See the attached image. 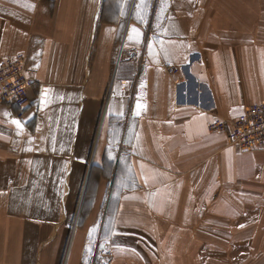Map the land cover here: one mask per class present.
I'll use <instances>...</instances> for the list:
<instances>
[{
	"label": "crops",
	"instance_id": "1",
	"mask_svg": "<svg viewBox=\"0 0 264 264\" xmlns=\"http://www.w3.org/2000/svg\"><path fill=\"white\" fill-rule=\"evenodd\" d=\"M104 4L0 0V60L37 69L22 118L0 104V264L264 253V151L208 129L264 102V0Z\"/></svg>",
	"mask_w": 264,
	"mask_h": 264
},
{
	"label": "built area",
	"instance_id": "2",
	"mask_svg": "<svg viewBox=\"0 0 264 264\" xmlns=\"http://www.w3.org/2000/svg\"><path fill=\"white\" fill-rule=\"evenodd\" d=\"M178 73L177 68H169ZM37 69L25 53L7 56L0 60V104L16 110L19 118L36 103L32 87L37 81ZM211 132H223L229 142L241 151H264V102L251 104L243 116L226 119L217 116L208 126Z\"/></svg>",
	"mask_w": 264,
	"mask_h": 264
},
{
	"label": "rangeland",
	"instance_id": "3",
	"mask_svg": "<svg viewBox=\"0 0 264 264\" xmlns=\"http://www.w3.org/2000/svg\"><path fill=\"white\" fill-rule=\"evenodd\" d=\"M122 1H123V6L122 5ZM156 0H104V10H108L111 6L115 5V10L118 11V13L124 12L125 14H123L122 18L121 16H119L117 20H120L121 22L124 21L125 18H127L128 13H129V9H130V5L131 7L134 5L135 6V10L137 9V7H139L140 9H142L143 11L146 9V12L141 14V17L143 19H140L138 21L143 22L144 21H149L150 19V9L152 8V6L155 4ZM120 3V4H119ZM121 6V8H120ZM146 7V8H145ZM120 11V12H119ZM129 20H130V15H129ZM136 21V20H135ZM121 40V39H120ZM97 44V42H96ZM19 54V53H17ZM15 55V54H14ZM177 74V73H175ZM106 174L100 175V176H95L93 182L96 183L98 182V184H101L102 182H106L107 184V180L110 178L111 173L105 171ZM105 184V183H103ZM82 217L80 218L79 214L77 213V216L75 218V225L77 224V222H79V220H81ZM262 232V231H260ZM249 239H252V237H249ZM249 248H247L244 252H230V253H225V252H216V260L215 263L216 264H264V253L261 252H255L254 249H252V244L249 243ZM251 247V249H250ZM207 253H203L200 254L201 257L205 256ZM191 259H192V263L195 264L196 261V255L195 254H191ZM207 264V263H205ZM211 264V261H210Z\"/></svg>",
	"mask_w": 264,
	"mask_h": 264
},
{
	"label": "snow or ice",
	"instance_id": "4",
	"mask_svg": "<svg viewBox=\"0 0 264 264\" xmlns=\"http://www.w3.org/2000/svg\"><path fill=\"white\" fill-rule=\"evenodd\" d=\"M134 31H135V29H134ZM138 107H140V105H138ZM14 123H16L18 126H22V122L19 120L14 121Z\"/></svg>",
	"mask_w": 264,
	"mask_h": 264
}]
</instances>
